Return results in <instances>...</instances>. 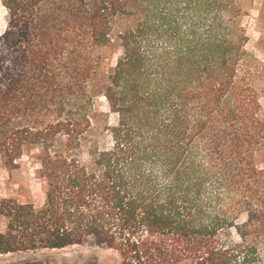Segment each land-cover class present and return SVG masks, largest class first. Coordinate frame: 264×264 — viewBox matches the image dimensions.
<instances>
[{"label":"trees","instance_id":"trees-1","mask_svg":"<svg viewBox=\"0 0 264 264\" xmlns=\"http://www.w3.org/2000/svg\"><path fill=\"white\" fill-rule=\"evenodd\" d=\"M0 0V256L264 264V0Z\"/></svg>","mask_w":264,"mask_h":264},{"label":"rangeland","instance_id":"rangeland-1","mask_svg":"<svg viewBox=\"0 0 264 264\" xmlns=\"http://www.w3.org/2000/svg\"><path fill=\"white\" fill-rule=\"evenodd\" d=\"M255 2L249 8L248 17L244 25L249 36L247 49L254 50L257 39V5ZM5 12L0 4V34L4 29ZM264 108V95L260 99ZM33 159L26 154L13 168L0 162V196L1 198H15L19 201H32L35 205L41 203L42 197L38 184L32 174ZM3 224L0 220V229ZM0 264H119L117 255L107 249L91 245L74 246L60 251L44 250L39 252L19 253L0 256Z\"/></svg>","mask_w":264,"mask_h":264},{"label":"bare ground","instance_id":"bare-ground-1","mask_svg":"<svg viewBox=\"0 0 264 264\" xmlns=\"http://www.w3.org/2000/svg\"><path fill=\"white\" fill-rule=\"evenodd\" d=\"M52 251H55V250H52ZM57 251H60V250H57Z\"/></svg>","mask_w":264,"mask_h":264}]
</instances>
